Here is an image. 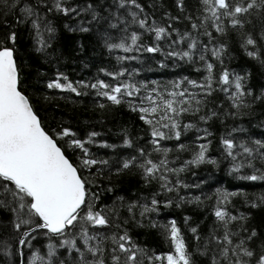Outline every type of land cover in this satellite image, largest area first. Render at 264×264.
<instances>
[{"label":"trees","instance_id":"obj_1","mask_svg":"<svg viewBox=\"0 0 264 264\" xmlns=\"http://www.w3.org/2000/svg\"><path fill=\"white\" fill-rule=\"evenodd\" d=\"M17 2L32 7L36 13L17 22L20 12L0 7V47L14 50L20 90L29 99L45 131L57 139L58 146L74 165L79 167L84 154L70 146L72 140L88 141L85 143L88 158L107 161L80 168V174L88 181L89 199L95 209H103L110 220L108 228L98 231L109 235L126 232L146 257H153L169 253L171 245L165 226L175 221L192 254L193 264H211L218 245L209 243L210 237L223 235V227L214 215L220 207L238 218L229 225L231 231L237 233L234 241L246 239L253 231L256 233L247 246L259 254L264 249V180L249 181L240 177L264 172V159L260 158L264 149L255 143H264V11L242 16L243 27H229L225 20L223 33L209 27L210 39L203 28L199 31L192 28L193 23H201L204 15L202 0H182V9L177 6L179 0H137L142 12L135 8L121 9L117 0H63L64 7L76 9L68 15L56 11L53 0ZM93 11L97 19H93ZM129 11L137 12L140 18L146 17L149 27H164L168 35L157 41L154 32L132 22ZM33 21L37 27H33ZM109 21L120 23L117 28H111ZM82 28L88 31H81ZM133 32L139 36L138 51L124 53L120 49H109L108 44H118ZM11 33L16 36L14 43L8 39ZM249 36L255 41L254 47L245 46ZM181 37H184L182 42L174 43ZM193 41L196 48L190 49ZM127 42L130 44V39ZM205 45L208 51H204ZM149 46L159 47L160 51H144ZM221 46L220 57L214 58L211 49ZM184 51L190 52L191 59L168 56V52L182 54ZM249 51L255 52L256 58L250 57ZM201 54L205 56L203 61L199 59ZM125 56L135 58L119 59ZM207 63L214 65L211 95L189 83H207ZM225 70L233 77H244L243 90L250 95L242 98L240 107L233 106L229 94L222 91L218 83ZM121 72L124 75H119ZM56 81L62 85L71 83L80 94L47 87ZM100 81L112 86L131 83L140 91L134 98L124 96L121 104L114 105L99 94L103 89L91 87ZM177 83L179 89L175 87ZM153 90L164 98H171L168 92L187 90L201 100V104L193 102L188 112L176 118L180 124V139L173 136L160 140V151L151 142L153 126L141 120L139 111L132 110L133 107H149L144 98L150 93L155 95ZM196 108L199 110L194 111ZM158 115L148 118L155 120ZM188 124L192 127L185 129ZM64 129L74 136L60 139L59 133ZM161 130L172 135L168 129ZM92 133L96 135L93 137ZM225 139L236 145L235 160L227 155ZM200 144L207 145L205 161L186 164L194 159ZM241 145L252 148L253 157L244 154ZM165 149L168 150L166 155ZM148 159L157 164L166 160L169 169L183 168V171L165 172L161 168L155 174L156 179L146 180L140 164ZM248 160L253 167L247 166ZM126 161L132 162V166L123 169ZM241 164L244 166L239 172L232 171ZM162 174L174 191L161 187L164 181L158 177ZM153 199L158 201L156 210L141 215L145 205L152 206ZM169 201L170 206H166ZM14 222L10 208L0 207V264H21V260L29 264L34 254L46 257L47 244L54 241L48 239L44 230L33 233L36 238L31 240L30 246L21 249L20 233L14 230ZM193 228L195 234L191 231ZM4 245H7L6 251ZM104 247L110 250V242ZM57 258L65 260L66 264L72 262L65 249H58ZM105 259H110L107 251ZM145 264H148L147 259Z\"/></svg>","mask_w":264,"mask_h":264},{"label":"snow or ice","instance_id":"obj_2","mask_svg":"<svg viewBox=\"0 0 264 264\" xmlns=\"http://www.w3.org/2000/svg\"><path fill=\"white\" fill-rule=\"evenodd\" d=\"M118 7L121 9H139L143 8L137 3V0H117ZM204 15L201 23L192 24L194 30L204 29V34L211 39L212 33L209 27L217 33L225 31L224 21H228L229 27H243L242 16L251 15L256 11H264V0H202ZM53 6L56 11L68 15L70 12H76L75 8H66L63 6V0H53ZM178 7L183 8L182 0H179ZM0 7L6 11L16 10L21 13L17 22L23 17L36 16L35 10L28 5L18 3L17 0H0ZM92 6L89 5V8ZM128 14L132 18V22L138 24L139 28L154 32L155 39L161 40L163 36L168 35L164 27H149L148 19L140 18L135 11H129ZM2 15V13H0ZM93 19H97L96 13L93 11ZM6 22V21H5ZM109 21V27L117 28L118 24ZM33 27H37L33 21ZM81 31H88V28H82ZM11 42H15V33L8 36ZM130 39V44L127 42ZM184 37L179 41L182 42ZM139 36L133 32L130 36H126L118 44H108L110 50L120 49L124 53L138 51L137 41ZM245 46H255V41L250 36L245 39ZM190 49L196 48V42L193 41L189 45ZM207 45L204 51H208ZM148 53H156L160 51L159 47L149 46L144 49ZM223 51V46L211 49L212 56L219 58ZM250 57L256 58V53L249 51ZM168 56H179L181 59H191L189 51L182 54L177 52H168ZM135 57H119L120 60ZM200 60H205V56L201 54ZM214 65L206 64L208 76L206 84H197L194 81L189 83L192 87L205 89L206 95L212 92V72ZM119 75H124L123 72ZM115 79L116 76H113ZM66 79V78H65ZM244 77L239 75L232 76L227 70L220 74L218 83L222 86L221 90L229 94V98L233 101L234 107H240L242 98L250 95L243 90ZM87 86V85H85ZM227 86V87H224ZM49 89L68 90L79 95L75 87L71 83L62 85L58 81L49 83ZM94 89H103L99 94L106 97L114 105H119L124 96L130 99L139 93L140 89L131 83H121L116 86L109 85L103 81L91 85ZM177 89L180 85H175ZM234 88V91L231 89ZM144 99L149 102V107H133V111L141 113V120L152 125V144L156 146V150L160 151L159 141L163 139L174 138L179 140L181 132L179 121L176 119L182 113L188 112L193 102L196 105L201 104V100L196 99L195 95L187 92V90L171 91L167 93L168 97L164 98L161 94L153 90ZM191 97L186 99L185 97ZM179 97L180 99H177ZM104 107L103 104L100 105ZM196 108L194 111H198ZM155 120L149 119V116H157ZM201 119H205L201 117ZM185 129L192 127L191 124L185 125ZM161 129H168L172 135L166 134ZM93 137L96 133L91 134ZM74 136V133L68 129H64L59 133V138ZM203 139V137H198ZM88 142V141H86ZM80 140L70 141V146L78 148L83 152L79 167L74 165L65 155L64 151L58 146L57 139L42 126V123L34 111L29 99L20 90V76L17 62L14 57V50L11 47H0V207H9L15 216L14 230L20 233L18 245L21 249L30 246L31 240L36 237L33 233L44 230L45 235L50 242L47 244L46 257L42 255H33L29 264H66L65 260L57 258L58 249H65L68 256L72 257L71 264H193L192 254L188 251L181 230L177 227L175 221L169 226H165L167 239L170 241V251L165 255H154L146 257L144 251L138 248L127 235V233L111 235L98 231L99 229L108 228L110 220L103 209L96 210L94 203L89 199L87 189L88 181L80 174V168H91L98 163H107V161H97L88 158V150L85 143ZM255 143L264 149V143L255 141ZM223 145L227 151V155L233 160L236 155L233 149L236 145L233 141L225 139ZM183 145L179 148L183 149ZM243 153L248 157H253L254 150L244 145L240 146ZM167 149L164 154H167ZM207 145L200 144L199 151L191 161L186 164H197L204 162L206 159ZM141 155H144L141 150ZM260 158L264 159V153L260 154ZM208 163H215L214 160H208ZM132 166V162L126 161L122 168L128 169ZM244 165H236L233 172H239ZM248 167H253L252 161H247ZM143 169L144 178L156 179V173L161 168L165 172H179L183 168L169 169L167 161L161 160L159 164L148 159L140 164ZM164 181L161 187L166 191H174L170 187V181L165 175L158 177ZM241 179L249 181L264 180V172L260 175L251 174L241 176ZM177 186L180 182L177 181ZM231 195H236L232 193ZM10 198V199H9ZM227 200V196L224 197ZM158 201L153 199L151 207L145 205L141 215L155 211ZM171 201L166 206H170ZM255 206V205H253ZM133 205L129 208L132 211ZM217 221L223 227L222 237L212 235L209 243L218 245L217 254L211 257V264H264V249L259 254L255 253L248 245L256 233L253 231L246 239L233 240L237 233L229 228L232 221H236V216H230L225 210L217 207L214 213ZM240 219H244L241 217ZM21 229H25L21 231ZM193 234L196 229H191ZM197 239H199L197 237ZM110 242L111 248L107 250L104 246ZM208 245H205L207 249ZM5 251L7 245H4ZM108 252L109 260L105 259V252ZM23 256V252L20 253ZM202 255L205 253H201ZM23 264V260H21Z\"/></svg>","mask_w":264,"mask_h":264}]
</instances>
